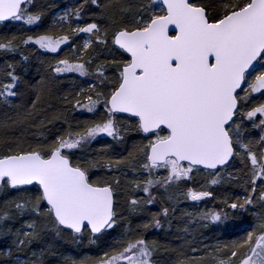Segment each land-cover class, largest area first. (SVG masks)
Instances as JSON below:
<instances>
[{
  "label": "trees",
  "instance_id": "trees-1",
  "mask_svg": "<svg viewBox=\"0 0 264 264\" xmlns=\"http://www.w3.org/2000/svg\"><path fill=\"white\" fill-rule=\"evenodd\" d=\"M251 1L193 4L219 21ZM163 15L152 0H29L18 18L0 23V159L26 153L49 158L60 150L90 184L110 187L115 199L113 221L104 232L75 234L56 221L40 186L12 188L1 179L0 264H100L141 238L151 264L263 259L264 114L254 112L264 109V91L245 85L238 94L239 110L228 129L240 136L242 148L233 142L230 165L216 172L194 168L189 180L153 192L157 179L165 183L168 176L154 174L163 165L151 167L149 151L169 133L146 135L137 118L109 109L130 63L115 45L116 34L147 28ZM45 40L60 46L45 49ZM262 63L245 76L246 83L264 72ZM77 64L85 74L65 71ZM104 128L106 133L85 139ZM189 189L208 196L192 201Z\"/></svg>",
  "mask_w": 264,
  "mask_h": 264
},
{
  "label": "water",
  "instance_id": "water-1",
  "mask_svg": "<svg viewBox=\"0 0 264 264\" xmlns=\"http://www.w3.org/2000/svg\"><path fill=\"white\" fill-rule=\"evenodd\" d=\"M28 1L0 0V23L18 18ZM152 1L165 15L115 36L130 63L109 109L137 118L146 135L169 133L151 146V167L173 159L219 171L235 156L228 128L239 110L238 94L264 55V0H252L219 21H210L194 0ZM1 179L12 188L40 186L56 221L75 234L88 229L99 235L113 221L111 188L90 184L60 150L49 158L26 153L0 159Z\"/></svg>",
  "mask_w": 264,
  "mask_h": 264
},
{
  "label": "rangeland",
  "instance_id": "rangeland-1",
  "mask_svg": "<svg viewBox=\"0 0 264 264\" xmlns=\"http://www.w3.org/2000/svg\"><path fill=\"white\" fill-rule=\"evenodd\" d=\"M66 12L67 11H65V13ZM81 30L82 28H79L77 29V32ZM90 42H91L90 35L86 34L85 39H84L85 47H88L90 45ZM41 45L45 49H48V50H57L60 46L58 42H55L52 40L41 41ZM262 59L264 60V57ZM262 66L264 67L263 63L259 67L262 68ZM65 69H66L65 71L67 72H78V73L85 74V70L81 64L79 65L77 64L75 66L67 65L65 66ZM245 85L247 87V90L253 89V91L256 92L257 94L263 92L264 91V72L252 74L248 82L247 83L245 82ZM90 87L95 88L93 84ZM257 113L264 114V109L261 108L254 112V114H257ZM110 128H111V125H110ZM106 131L107 129L104 128L102 130L93 132L90 135H88L85 139L94 138L95 136L106 133ZM228 131H229V134L233 142L237 144L239 149L242 148L241 143L239 142L240 136L236 134L235 137H233V135L230 133V129H228ZM80 141L81 140L76 141L70 144V146H76L77 144L80 143ZM153 172L154 174H157L159 178L161 175H164L163 173H165V175H167L168 177L166 180H164L165 183H161V181L157 179L156 183H154L153 186H151L152 192L155 191L157 188L162 187L163 184L164 186H166L168 184H173V183L189 180L190 176L194 172V168L186 164L178 165L175 160L170 159L162 167H157L156 169H154ZM207 196L208 194L206 192H199L194 189H189L187 193V197H189L190 200L195 201V202H198L206 198ZM150 259H151V253L147 245L144 246L139 243L138 244L132 243L129 246H127L120 254H117L116 256L108 258L104 260L103 262H101L100 264H151ZM246 264H264V257L263 259L262 258L258 259V261L254 263H246Z\"/></svg>",
  "mask_w": 264,
  "mask_h": 264
},
{
  "label": "flooded vegetation",
  "instance_id": "flooded-vegetation-1",
  "mask_svg": "<svg viewBox=\"0 0 264 264\" xmlns=\"http://www.w3.org/2000/svg\"><path fill=\"white\" fill-rule=\"evenodd\" d=\"M134 243H136V244L139 243V244L144 245V246L147 245V242H146L145 238H141L140 240H137Z\"/></svg>",
  "mask_w": 264,
  "mask_h": 264
}]
</instances>
